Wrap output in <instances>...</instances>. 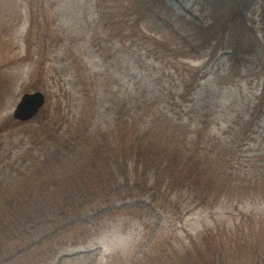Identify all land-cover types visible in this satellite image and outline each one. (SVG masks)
<instances>
[{"label": "trees", "instance_id": "16d2710c", "mask_svg": "<svg viewBox=\"0 0 264 264\" xmlns=\"http://www.w3.org/2000/svg\"><path fill=\"white\" fill-rule=\"evenodd\" d=\"M252 1L197 0L200 19L193 20L176 11L167 0H85L87 42L95 49L99 64L114 66L115 73L120 77L126 75L135 89L129 95L113 97L123 108L116 109L110 136L104 135L98 145L85 132L47 135L48 128L45 125L40 128L43 142L50 145L45 156L55 155L62 166L51 169V185L44 170L49 162L28 168V176L21 178V189L26 193L9 195L7 205L0 210V232L10 237L20 228L31 235L32 230L39 229L35 225L43 224L40 216L45 212L48 224L74 223L81 217V211L92 209L87 201L92 193L105 192L106 201L99 211L105 215L111 211L109 204L123 190L120 200H135L136 194L131 191L135 175L129 174L130 166L122 163L126 158L134 165V173L144 172L153 178L151 185L145 176L140 186L136 184L138 197L151 195L153 205L162 196L163 187L171 191L198 189L200 193H205L202 188L209 187L221 197L228 193L227 187L238 181L245 188V197L264 198V166L254 167L249 179H245L235 158L241 143L256 135L261 118L264 122V87L258 93V89L249 92L252 97L245 99L244 104L231 102L232 114L236 116L224 130L227 139L224 144L210 133L211 124L217 121L215 109L210 107L215 106V101L219 103V99L217 96L215 101L206 99V91L199 96L203 81L210 84L209 88L231 94H242L236 91L242 83L260 85L264 81V48L258 37L255 11L249 8ZM56 30L55 24L46 20L37 41L58 42L64 49L62 62L69 57L66 68L73 70L78 57L75 53L69 56L73 46L67 38H59L60 32ZM220 53L227 54L224 63L228 66L224 71L223 65L207 72L205 68L186 64L204 60L207 66ZM162 74L175 76L174 95L169 100L172 112L177 109L178 112L153 116L155 101L168 95L153 97L149 85L142 87L141 81L145 84L147 78ZM110 137L113 141H109ZM260 142H264V134ZM106 153L112 156L104 158ZM82 156L89 159L80 169L77 163ZM109 160L117 168L110 166ZM86 169L92 172L88 174ZM61 175H67V184L57 190L53 187L61 183ZM155 190L160 191L158 197ZM213 233L206 236L214 239ZM208 247L213 251L212 243ZM250 254V262L246 264L264 263L258 250ZM141 256H135L129 264L179 262L175 252L161 248ZM184 259L188 262L183 264H213L203 255L193 259L187 254Z\"/></svg>", "mask_w": 264, "mask_h": 264}, {"label": "rangeland", "instance_id": "374dc122", "mask_svg": "<svg viewBox=\"0 0 264 264\" xmlns=\"http://www.w3.org/2000/svg\"><path fill=\"white\" fill-rule=\"evenodd\" d=\"M0 1V127H8L0 135L1 207L6 205L7 189L13 194L19 192L18 177L28 176V162L33 156L42 154L41 143L44 146L47 144L41 136L42 126L48 127L47 135H65L71 126L72 132L78 134L93 126L96 131L89 133H99L104 137L109 132L108 125L112 123L113 97L123 95L122 90L130 93L131 86L126 75L120 77L115 73L114 66H101L95 49L87 42L85 0ZM167 1L188 18L200 19L196 0ZM249 8L255 11L258 37L264 48V0H253ZM46 20L55 24L56 31L60 32L59 38H67L73 46L69 56L75 53L78 57L75 69L66 68L70 58L65 54L66 59L62 62L64 49L54 39L37 41L36 34L41 37ZM3 28L8 30L7 34ZM75 40L77 43L74 44ZM222 55L210 64L211 68L221 64V69L225 70L228 65L224 64L225 57ZM203 64L204 61L197 63L200 66ZM159 78L149 80L152 96H168L155 101L153 116L171 111L173 106L169 98L174 95L175 84L169 80L164 83L166 78L162 79L163 82L157 81ZM256 85L259 88L258 82ZM254 88L255 84L242 83L236 89L246 93ZM34 91L45 94V105L36 119L17 124L12 118L16 104L24 93ZM220 98L244 104L249 97L224 92ZM219 105L221 112L232 114L221 103ZM93 119L104 120V123L96 121L91 126ZM261 120L257 134L264 132ZM224 127L221 119L213 126V132L217 133L222 144L227 141L223 136ZM260 137L261 134L240 146L238 167L245 179H249L248 174L254 167L261 169L264 166L261 162L264 143L258 141ZM122 163L128 164L132 172L129 174L135 175L131 188L136 194L133 197L135 200H120L123 190V194L109 204L111 211L106 215L101 216L99 212V216L92 221L86 219L87 223L82 220L75 224L62 221V226H49L44 210H38L44 213L40 216L43 224L35 226L40 229L32 230L31 235H19L8 245V249L17 254L22 241L28 242L31 247L19 258L14 256L9 264H128L136 253L149 255L160 248L175 252L179 257L178 264L188 262L184 259L187 254L193 259L203 255L207 260L212 259L209 263L217 254L223 264H246L250 262L253 250H258L264 261V198L245 197V188L238 181L226 188L228 193L223 197L212 193L209 187L202 188L205 193H200L198 189L191 190L193 192L171 191L163 187L162 196L159 195L153 205L151 195L138 197L136 187V184L141 185L143 176L149 178V185L153 183V178L150 174L144 175V172L134 173L130 158ZM159 193L155 190L157 197ZM87 201H90L89 205L95 204L92 209L101 210L100 205L106 201L105 192L92 193ZM81 215L82 218L85 216L82 211ZM211 231L214 232V239L206 236ZM209 241L217 249L216 253L208 247L211 246ZM63 249L66 251L49 259ZM4 259L5 256L0 255V264H8L3 262ZM260 264L264 263L261 261Z\"/></svg>", "mask_w": 264, "mask_h": 264}, {"label": "water", "instance_id": "95a60500", "mask_svg": "<svg viewBox=\"0 0 264 264\" xmlns=\"http://www.w3.org/2000/svg\"><path fill=\"white\" fill-rule=\"evenodd\" d=\"M43 104L44 96L40 92L25 94L14 112V118L26 121L36 115Z\"/></svg>", "mask_w": 264, "mask_h": 264}]
</instances>
